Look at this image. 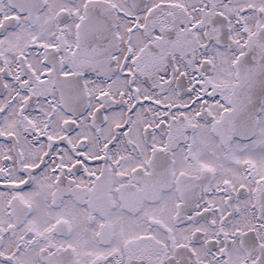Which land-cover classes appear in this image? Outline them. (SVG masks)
<instances>
[{
    "label": "snow or ice",
    "instance_id": "6c2138e0",
    "mask_svg": "<svg viewBox=\"0 0 264 264\" xmlns=\"http://www.w3.org/2000/svg\"><path fill=\"white\" fill-rule=\"evenodd\" d=\"M0 264H264V0H0Z\"/></svg>",
    "mask_w": 264,
    "mask_h": 264
}]
</instances>
